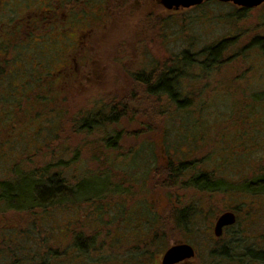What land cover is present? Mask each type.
I'll list each match as a JSON object with an SVG mask.
<instances>
[{
	"label": "rangeland",
	"instance_id": "rangeland-1",
	"mask_svg": "<svg viewBox=\"0 0 264 264\" xmlns=\"http://www.w3.org/2000/svg\"><path fill=\"white\" fill-rule=\"evenodd\" d=\"M37 1L42 8L60 2ZM89 3L81 8L104 11ZM70 5L72 13L81 12L79 2L73 11ZM152 15L145 22L138 14L120 15L99 28L103 38L94 59L102 69L93 84L70 89L65 101L61 95L48 103L25 101L15 122L5 124L0 185L18 181L23 172H40L46 164L50 174H58L62 162L66 184L90 176L85 182L91 188L108 191L75 210L69 201L53 205L49 215L35 209L33 218L0 205V264H161L164 251L179 242L190 244L195 255L177 264H257L246 253L264 248V194L253 196L245 181L264 169V54L255 42L264 37V3L244 8L209 0L165 10L158 20ZM81 26L88 27L86 22ZM219 43L215 66L200 71L193 65L184 71L192 77L179 80L187 97L183 109L166 94L151 99L135 83L137 74L159 71L183 51L204 61ZM121 103L127 108L114 123L83 125L98 110L107 115L110 105ZM251 158L260 159L258 167ZM169 162H181L188 170L170 179L164 173ZM200 173L221 180L224 189L182 187ZM182 207H190L193 216L184 229L171 221L173 209ZM228 207L238 208L236 228L215 237V218ZM73 230L95 236L96 249L75 262L67 256ZM232 239L237 248L227 249L231 259L212 253L231 247Z\"/></svg>",
	"mask_w": 264,
	"mask_h": 264
},
{
	"label": "flooded vegetation",
	"instance_id": "flooded-vegetation-1",
	"mask_svg": "<svg viewBox=\"0 0 264 264\" xmlns=\"http://www.w3.org/2000/svg\"><path fill=\"white\" fill-rule=\"evenodd\" d=\"M90 1L89 6L103 7L104 11L81 8L83 2ZM98 1L57 0L58 3L52 4L53 8H42L44 4L37 0H0V136L5 124L16 119V115H6L4 108L17 107L15 110H20L22 91H29L31 97L36 98L37 91L50 93L55 88L61 90L64 99L68 100L70 89L80 91L85 85L93 84L102 69L94 59L95 48L103 38L99 28H106L120 15L136 17L138 14L145 22L149 14H154L152 21L158 20L167 10L161 0ZM75 2H79L80 13L69 10L70 3L71 10H74ZM39 22L43 24L39 25ZM85 22L88 27L82 28L81 23ZM41 29L47 33L38 34ZM259 160L257 158V163L254 162L257 167ZM254 173L245 181V190L250 189L251 194L258 197L264 194V169ZM225 212L234 215V222L224 226L221 235L236 228L237 224L238 208L228 207L221 214ZM221 214L216 216L214 226ZM263 250H247L246 256Z\"/></svg>",
	"mask_w": 264,
	"mask_h": 264
},
{
	"label": "trees",
	"instance_id": "trees-1",
	"mask_svg": "<svg viewBox=\"0 0 264 264\" xmlns=\"http://www.w3.org/2000/svg\"><path fill=\"white\" fill-rule=\"evenodd\" d=\"M255 42L256 44H258V47L261 48L264 54V37L258 40L256 39ZM221 47V43L212 46L208 51L204 61H199L198 58L193 57L191 55V52L183 51L180 54V57H174L166 63V66L164 68L159 71H157V67L151 70L148 74L140 72L139 74H137L138 77L135 78V83L137 85H140L139 87H143L145 93L150 96L151 99L157 98L159 100L162 99V95L166 94L167 99L175 104L176 109H183L185 108V106H187V97L181 95V90H179V80L183 78H190L191 76L190 73L184 71L190 69V67H192L193 65H197V69H200V71H205L208 70V68L215 66L218 63L217 55L221 51ZM63 94L64 93H62L61 90H55L54 88L50 93L46 92L42 96H39L37 94L35 98L31 97L29 91H22L21 106L25 101L35 104H41V102L48 103V101L57 98L59 95H61L62 100L65 101ZM11 108L12 110L7 111L6 115L9 114V117L14 115L17 116V110H15V108L17 107ZM125 108L127 107L123 103H121V107H119L118 105H110L108 107L109 111H107V115L98 110L96 113H94L95 116H92V118L87 117L83 120L84 122L82 123L85 127H89L91 124L95 125L94 121H97V123L100 124H103L105 121L114 123L116 121V117H118L119 112H121ZM41 133H43V131H41ZM116 140L117 134L113 137H110V139L107 140V142L110 143L108 144V147H111ZM58 164L61 167V170L60 172H58V174L55 172L54 174H50V172L48 171V166L46 164V166L43 167L44 169L40 172L33 173L32 170L27 174L23 172V174H21V177H19L20 180L18 179L19 182H2L0 185V205H2L4 208L9 207L18 211L29 212L30 216L32 215L33 218L36 210L38 209L44 210L45 214L49 215V210L53 208V205L62 204L66 201L68 203L69 201L72 207L71 209L75 210L77 209L78 203L91 202L95 198H102L104 196L103 193L108 191V187L103 188L100 193L91 188V186H89V182H85V180H89L90 176L83 177L82 179H77L73 184H66V182L68 181L66 177V170L64 169L67 168V165L65 166V164L62 162L61 164ZM187 170L188 167L181 162L177 165L169 162L166 165L164 173L170 179H179L180 176H184ZM59 173H62V176L59 175ZM186 183L187 184H182V187L190 186L205 191H218L224 189L225 186L224 182H222L221 180H213L212 177L210 178L204 173L190 176V178L186 180ZM221 183H223L224 186ZM190 217H193L192 209L190 207L177 208L173 209V212L171 214V221L175 225H180V227L184 229L191 224ZM27 225L32 229L36 227V223H29ZM137 226L138 224L134 226V229ZM36 228L38 229L39 226ZM25 235L31 234H20V236ZM94 237L95 236L85 237L83 233L73 230L72 240L70 244H68L70 247V251L67 250V256H69V260L75 262V260H80L81 257L86 259L87 255L90 252L95 251L96 249ZM235 248H237L236 240L232 239L231 247L224 245L219 249H214L212 253L214 255L227 256L231 259L232 256H228V250H234ZM47 254L49 253H46V256H44L46 257V259H48L49 256ZM248 257L252 261H255L257 264H264V250L260 253L257 252V254L251 252L249 253Z\"/></svg>",
	"mask_w": 264,
	"mask_h": 264
},
{
	"label": "water",
	"instance_id": "water-1",
	"mask_svg": "<svg viewBox=\"0 0 264 264\" xmlns=\"http://www.w3.org/2000/svg\"><path fill=\"white\" fill-rule=\"evenodd\" d=\"M204 1L209 0H161L163 6L167 10L188 8L191 6L199 5ZM220 2H231L239 7L251 8L256 7L264 0H217ZM234 222V215L231 212H225L221 214L215 223L213 228V234L215 237L221 236L222 228L226 225H230ZM194 248L188 243H175L169 246L163 253L161 264H177L184 260L194 257Z\"/></svg>",
	"mask_w": 264,
	"mask_h": 264
}]
</instances>
